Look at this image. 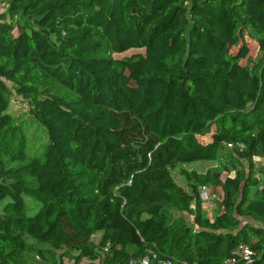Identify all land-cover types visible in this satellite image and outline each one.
Instances as JSON below:
<instances>
[{
    "label": "trees",
    "instance_id": "obj_1",
    "mask_svg": "<svg viewBox=\"0 0 264 264\" xmlns=\"http://www.w3.org/2000/svg\"><path fill=\"white\" fill-rule=\"evenodd\" d=\"M2 2L0 264H264V0Z\"/></svg>",
    "mask_w": 264,
    "mask_h": 264
},
{
    "label": "rangeland",
    "instance_id": "obj_2",
    "mask_svg": "<svg viewBox=\"0 0 264 264\" xmlns=\"http://www.w3.org/2000/svg\"><path fill=\"white\" fill-rule=\"evenodd\" d=\"M7 10V3H0V12L2 11H6ZM136 53H145L144 49H131L129 51L123 52V53H119V54H115V57L117 59H122V58H126L128 56H131L133 54ZM25 100L21 97H15V99H13L10 111L12 113H16L18 116V119H26L27 122L32 121V118L30 117V114L28 112V108L26 107V104L24 105ZM98 113V112H96ZM49 122V123H48ZM47 123L49 124L50 128L55 130L57 129V126L54 125L53 123H50V120L47 119ZM37 130L36 135L38 136V145H40L41 143H46L48 141V135L46 130L43 128V126L38 122L35 121L34 124L32 125L31 129ZM202 141L204 143L209 142V136H205L201 138ZM38 146L37 144H33ZM35 146V147H36ZM230 160L229 159H222L220 161H196V162H189V163H183L180 164L178 166V168L174 169L173 172V176L176 179V181L183 185L184 187H188V183L187 180L185 178V176H183L181 174V170H188V171H192V170H196L198 172H206L208 170H221L222 171V178L225 179L228 176V171H226L225 169L222 170L223 166L228 164L229 165ZM210 200L206 199L203 200V203H207V207L208 209H205L209 215H213L214 212L216 211V207H215V202L214 199L212 197L213 192L218 194L220 193V190L215 189V188H210ZM259 191L258 187H254L252 188V195H256ZM25 201H26V205L28 208V214L29 215H34L36 214V212L38 211V209L40 208V203L37 202L35 199H33L30 196L25 195ZM4 204V202H3ZM2 204V205H3ZM2 205L0 206V211L2 208ZM174 214L176 217H184L185 220L187 221V223L189 224H193V218L192 216H190L189 213H181L180 211H178L177 209H173ZM211 212V213H210ZM26 256L29 260H33L34 262H36L37 264H52L49 261H46L42 258H40L38 256V254H36L35 252H27Z\"/></svg>",
    "mask_w": 264,
    "mask_h": 264
},
{
    "label": "built area",
    "instance_id": "obj_3",
    "mask_svg": "<svg viewBox=\"0 0 264 264\" xmlns=\"http://www.w3.org/2000/svg\"><path fill=\"white\" fill-rule=\"evenodd\" d=\"M0 3H3L2 0H0ZM210 188L208 186H203L201 188V198L202 200H210ZM218 196V192L212 194L213 199L215 200ZM240 256L242 259H248L251 261V256L253 255V251L248 246H240L238 250ZM153 257L156 258V255L153 253ZM156 261V262H155ZM135 262V261H131ZM238 262L237 258H229L225 260L224 264H236ZM139 264H172L171 261H158L153 258L146 257L144 259L139 260Z\"/></svg>",
    "mask_w": 264,
    "mask_h": 264
},
{
    "label": "crops",
    "instance_id": "obj_4",
    "mask_svg": "<svg viewBox=\"0 0 264 264\" xmlns=\"http://www.w3.org/2000/svg\"><path fill=\"white\" fill-rule=\"evenodd\" d=\"M203 205H204V208H205V209H208V207H207L208 204H207V203H203ZM210 213H211V212H210ZM31 261H33V260H31Z\"/></svg>",
    "mask_w": 264,
    "mask_h": 264
}]
</instances>
